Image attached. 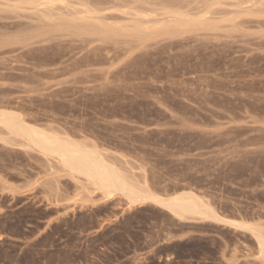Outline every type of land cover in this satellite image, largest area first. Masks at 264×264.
Masks as SVG:
<instances>
[{"label":"rangeland","instance_id":"374dc122","mask_svg":"<svg viewBox=\"0 0 264 264\" xmlns=\"http://www.w3.org/2000/svg\"><path fill=\"white\" fill-rule=\"evenodd\" d=\"M46 1L0 0V110L264 230V0ZM11 138L0 264H264L249 230L107 199Z\"/></svg>","mask_w":264,"mask_h":264},{"label":"bare ground","instance_id":"6f19581e","mask_svg":"<svg viewBox=\"0 0 264 264\" xmlns=\"http://www.w3.org/2000/svg\"><path fill=\"white\" fill-rule=\"evenodd\" d=\"M59 1L61 0H47L43 4L53 7ZM87 12L89 11L87 10ZM90 18L93 17L91 15H83L81 17V19L86 20ZM118 25L120 27L121 24ZM85 29L90 32L103 31L110 32V34L116 32L112 27L106 28L101 24L89 25ZM101 34L103 33L101 32ZM0 125L6 129L9 137H14L11 139L19 138L24 142V145L37 149L46 155V157H53L72 176L86 178L94 190L101 191L107 199L120 195L125 197L130 205L155 203L180 219L190 216H200L251 231L256 238L258 252L264 260V230L262 228H256L249 224L235 222L223 217L194 192L183 190L169 195L158 194L148 186L142 185L139 181L129 176L118 165L116 166L114 163L109 162L96 145L88 144L89 142L76 141L70 137L41 129L27 122L22 114L18 112L5 109L0 110Z\"/></svg>","mask_w":264,"mask_h":264}]
</instances>
